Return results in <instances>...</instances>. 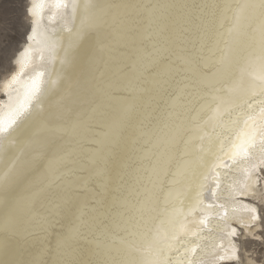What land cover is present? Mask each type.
<instances>
[{"label":"bare ground","instance_id":"obj_1","mask_svg":"<svg viewBox=\"0 0 264 264\" xmlns=\"http://www.w3.org/2000/svg\"><path fill=\"white\" fill-rule=\"evenodd\" d=\"M26 14L0 86V264L233 262L260 219L261 0Z\"/></svg>","mask_w":264,"mask_h":264},{"label":"rangeland","instance_id":"obj_2","mask_svg":"<svg viewBox=\"0 0 264 264\" xmlns=\"http://www.w3.org/2000/svg\"><path fill=\"white\" fill-rule=\"evenodd\" d=\"M29 0H0V86L15 70L14 58L25 44L30 29L26 11ZM3 96L0 92V98ZM261 196L252 200L259 209L258 227L252 233L243 228L237 233L239 255L230 264H264V164L260 167Z\"/></svg>","mask_w":264,"mask_h":264},{"label":"snow or ice","instance_id":"obj_3","mask_svg":"<svg viewBox=\"0 0 264 264\" xmlns=\"http://www.w3.org/2000/svg\"><path fill=\"white\" fill-rule=\"evenodd\" d=\"M59 2H60V0H58V6H59ZM261 4H262V6H264V0H261ZM3 55H4L3 50H0V57H2ZM13 79H15V77ZM260 79L262 81H264V72H262ZM38 91H39V88H36L35 92H38ZM13 123H14V121H13ZM3 131H6V129L4 127L0 126V132H3ZM238 151H242L245 154H247V145L245 144V145L238 146Z\"/></svg>","mask_w":264,"mask_h":264}]
</instances>
